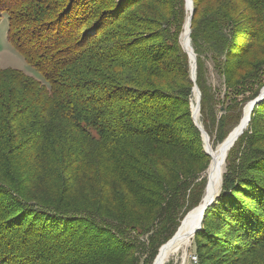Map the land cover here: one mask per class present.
Returning <instances> with one entry per match:
<instances>
[{
  "label": "trees",
  "instance_id": "trees-1",
  "mask_svg": "<svg viewBox=\"0 0 264 264\" xmlns=\"http://www.w3.org/2000/svg\"><path fill=\"white\" fill-rule=\"evenodd\" d=\"M192 3L215 150L264 88V0ZM3 15L44 84L0 69V264H152L201 203L211 161L191 117L185 1L0 0ZM225 165L198 264H264V99Z\"/></svg>",
  "mask_w": 264,
  "mask_h": 264
},
{
  "label": "bare ground",
  "instance_id": "bare-ground-1",
  "mask_svg": "<svg viewBox=\"0 0 264 264\" xmlns=\"http://www.w3.org/2000/svg\"><path fill=\"white\" fill-rule=\"evenodd\" d=\"M191 5L187 2V12L188 16L190 13ZM188 18V17H187ZM189 39V27L188 21H186L184 26V31L181 36L182 46L187 47ZM194 103L192 104L193 111L195 112L196 118L199 120V113H197V96L194 92ZM251 111L252 104L248 103L244 109L242 118L238 126H236L226 137V139L215 149H211L210 145L207 148V151L210 154L211 163L207 172V189L205 191V195L201 204L193 209L191 212L187 214V216L182 221V224L174 236V238L163 245V247L158 252L156 259L153 264H165L168 259L173 256L176 252L186 247V245L190 242L192 237L194 236L193 231L196 229L198 224L202 222V217L205 212V205H207L210 201L214 200L221 190L222 176L225 169V163L228 153L231 148L234 146L236 141L238 140L241 133H243L251 120Z\"/></svg>",
  "mask_w": 264,
  "mask_h": 264
},
{
  "label": "rangeland",
  "instance_id": "rangeland-1",
  "mask_svg": "<svg viewBox=\"0 0 264 264\" xmlns=\"http://www.w3.org/2000/svg\"><path fill=\"white\" fill-rule=\"evenodd\" d=\"M185 14L188 17V12H186V9H185ZM183 31H184V27H183ZM6 32H7V18H6L5 15H3L0 18V69H9L10 68V69H16V70L22 71L26 75L32 76V77L36 78L37 80L41 81L44 84L40 74L38 72H36L34 69L30 68L24 62V59L7 42V40H6ZM182 34H183V32L181 33L180 39H179L181 48H182V43H181ZM210 71H211V68H210ZM210 83H211V86L215 90H217L220 98H222L223 93H224L223 84H222L221 80L218 78V76L215 75L212 71H211V74H210ZM193 96H194V94H193ZM193 103L194 102H193V97H192L190 108H191ZM191 113H192V111H191ZM209 145L211 147V144H209ZM210 163H211V161H210ZM207 172H208V169L206 171V176H207ZM224 172H225V169H224ZM207 183H208V178H207ZM219 194H220V192H219ZM203 198H204V196H203ZM196 251H197V241L195 240V238L193 236L192 239L190 240V242L186 245V247L182 248L181 250L176 252L173 256H171L165 264H192L191 258L194 255H196Z\"/></svg>",
  "mask_w": 264,
  "mask_h": 264
},
{
  "label": "water",
  "instance_id": "water-1",
  "mask_svg": "<svg viewBox=\"0 0 264 264\" xmlns=\"http://www.w3.org/2000/svg\"><path fill=\"white\" fill-rule=\"evenodd\" d=\"M185 1V9H186V11H187V2H189L190 3V5H191V8H190V13H189V16H188V18H187V20L186 21H188V27H189V35H190V25H191V19H192V16H193V12H194V8H193V3H192V0H184ZM187 47L188 48H185V47H183L182 46V48H183V50L185 51V53L187 54V56H188V60H189V66H190V79H191V81L194 83V87H193V94H194V92L196 93V96H197V105H196V107H197V113H199V111H200V93H199V90H198V88H197V86L195 85V80H196V58H195V54L193 53V49H192V47H191V45H190V38L188 39V44H187ZM264 99V88L260 91V94H259V96L255 99V100H253L252 102H250L251 104H252V111H253V109H254V107L256 106V105H258L262 100ZM191 111H192V115H191V117H192V120H193V123H194V126L198 129V131L200 132V134H201V138H202V141H203V143H204V152H205V154L207 155V156H209L210 157V154H209V152L207 151V148L209 147V137L207 136V134L205 133V131L203 130V128H202V126H201V124L199 123V120L196 118V115H195V112L193 111V108H192V106H191ZM252 111H251V114H252ZM241 135H242V133H241ZM210 166V165H209ZM208 169H209V167H208ZM221 185H222V183H221ZM206 189H207V185H206V188H205V191H206ZM219 195H217V197H218ZM216 197V198H217ZM216 198L214 199V200H212V201H210L207 205H205V211L211 206V205H213V203L215 202V200H216ZM201 201H203V198H202V200ZM188 214V213H187ZM186 217V216H185ZM184 217V218H185ZM203 218H204V214H203V217H202V221H203ZM183 221V220H182ZM181 224H182V222H181ZM181 224H180V226H181ZM201 225H202V222L200 223V224H198V226L196 227V229L193 231V234L195 235V233H197L198 231H200L201 230ZM180 226H179V228H180ZM179 228L177 229V231H176V233L174 234V236L177 234V232H178V230H179ZM174 236L172 237V239L174 238ZM171 239V240H172ZM170 240V241H171ZM169 242V241H168ZM167 242V243H168ZM163 247V246H162ZM161 247V248H162ZM160 248V249H161ZM160 249H159V251H160ZM158 251V252H159ZM157 257V256H156ZM156 259V258H155ZM154 259V260H155Z\"/></svg>",
  "mask_w": 264,
  "mask_h": 264
},
{
  "label": "built area",
  "instance_id": "built-area-1",
  "mask_svg": "<svg viewBox=\"0 0 264 264\" xmlns=\"http://www.w3.org/2000/svg\"><path fill=\"white\" fill-rule=\"evenodd\" d=\"M191 261H192V264H198V259H197L196 255H194V256L191 258Z\"/></svg>",
  "mask_w": 264,
  "mask_h": 264
}]
</instances>
